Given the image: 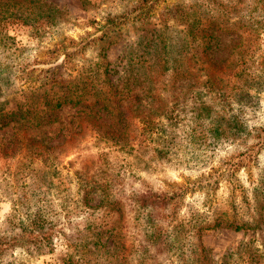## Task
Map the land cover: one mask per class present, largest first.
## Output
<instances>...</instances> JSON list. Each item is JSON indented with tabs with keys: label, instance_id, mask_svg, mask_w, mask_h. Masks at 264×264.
Returning <instances> with one entry per match:
<instances>
[{
	"label": "rangeland",
	"instance_id": "obj_1",
	"mask_svg": "<svg viewBox=\"0 0 264 264\" xmlns=\"http://www.w3.org/2000/svg\"><path fill=\"white\" fill-rule=\"evenodd\" d=\"M151 1L152 8L149 0H42L55 11L45 7L29 22L13 6L0 11V101L10 112L32 107L37 95L28 103L24 84L35 71L60 66L55 75L74 84L96 73L101 99L115 96L132 72L149 78L142 87L153 82L143 106L122 121L111 103L107 111L47 109L36 128L29 114L0 124V264H140L147 253L149 264H264V86L248 99L230 95L233 82L224 96L205 85L211 75L229 76L234 48L251 26L260 28L254 46L262 54L251 71L263 81L264 0ZM142 3L147 21L95 39L110 15H135ZM83 38L89 43L76 47ZM152 94L157 114L143 112ZM146 191L172 200L162 211L174 208L170 221L195 225L176 254L143 241L133 194ZM99 210H111L108 228L115 229L84 248L76 227ZM39 219L54 228L51 242L14 241ZM217 220L247 227L198 231Z\"/></svg>",
	"mask_w": 264,
	"mask_h": 264
},
{
	"label": "trees",
	"instance_id": "obj_2",
	"mask_svg": "<svg viewBox=\"0 0 264 264\" xmlns=\"http://www.w3.org/2000/svg\"><path fill=\"white\" fill-rule=\"evenodd\" d=\"M42 0H32L33 5L27 4L26 2H18L15 0H10L8 3L6 2L5 8H0V11H7L8 6H13L17 11H23L26 13L25 21H32L31 19L34 17H39L44 13L43 11L46 9L45 7H50L52 5L45 4L41 2ZM83 3L89 2V0H82ZM150 8L153 7V1L149 0ZM148 4L142 3L139 7V11L134 15L133 13H127L121 15H110L107 19L106 25L102 29V34L98 37H95L97 40H104V38L110 36V34L115 31L117 28L135 22H144L147 21L149 16L148 14ZM45 8V9H44ZM51 12L55 11V8L50 7ZM149 9V13H150ZM57 12V11H56ZM35 15V16H32ZM247 30V34L241 38L242 43L237 44L234 49L236 51L233 53L231 64L228 65L230 70L229 76L227 78H222V75H211L207 78L206 84L209 91L218 93L219 96H224L228 94L227 90H223L225 84H231L233 82V89H231L230 95L234 97L245 96L247 95L248 99H252L250 92L252 90L257 91V88L264 86V79L260 82L261 75H256V70L252 69V64L254 65L258 58L262 55L259 53V48L254 46L255 39L254 36L260 30L257 26H251ZM94 39V40H95ZM89 42L87 39L83 38L80 43L74 44L76 47L86 46ZM209 45V44H208ZM72 49V48H71ZM205 51L209 52L211 50V46L205 47ZM70 51L68 49H64V56L66 59L70 57ZM215 49H213L214 53ZM212 55V53H211ZM213 56V55H212ZM257 60V61H256ZM251 64V65H249ZM55 69V70H54ZM60 70V66L57 68L48 69L43 71L40 74H35V71L32 74L26 75V81L24 85H27L30 89L31 95L29 94L27 97L28 103L31 99H34L33 96H36V100L32 102V107L26 112L21 113L18 111L10 112L5 109V103L0 101V124L9 125L15 117V115H19V120L23 119V116L29 114V118L27 119V124L29 127H38L41 125L42 120L40 117L44 116V113L47 109L56 110L61 109L65 106H84V107H97L96 111H107L111 108V103L118 105V112L120 115L119 120L122 121L124 119L125 112L127 110H138L141 106H143L142 102V93L149 91L152 89V83H149L151 87L145 88V83L149 80L148 77L141 78L133 75V72L129 75L125 76L120 83L123 84V87L118 88L115 96L105 97L104 99L98 98L99 89L97 81L96 73L93 75H87L86 79H83L77 84H74L72 81H65L61 78L57 77L56 71ZM51 73L54 76H50ZM55 84V86H54ZM224 84V85H223ZM49 86V87H48ZM139 86V87H138ZM138 87V88H137ZM23 91V90H22ZM21 91V92H22ZM41 91V95L38 93ZM258 92V91H257ZM234 93V94H233ZM153 95V94H152ZM193 95V94H192ZM95 98L97 100H95ZM155 95H153L152 102L150 101L146 107H144V111H147V108H151L154 114H157L161 106H154L155 103ZM228 99V98H227ZM94 101V102H92ZM36 103H39V109L35 110L34 108L37 106ZM151 109L148 110L151 111ZM143 110V109H142ZM141 110V111H142ZM122 113H124L122 115ZM121 117H123L121 119ZM216 123H220V120H216ZM135 199L134 206L137 209V212L142 215L143 223L142 226L145 229L143 231V241L146 242V245H149L150 248H155L159 252L162 253H173L176 254L179 251V248L176 244H184L185 241L192 235V231L195 229V225L189 224L186 220H174L172 222L169 218V213L176 215L174 208L172 212H165V209L168 203H173L169 198L159 197L153 191H146L145 193L139 194L136 192L133 194ZM102 204V203H101ZM100 204V205H101ZM175 206V204H174ZM99 207V206H98ZM96 216H91L90 219L93 221L86 222L82 226L76 227V236L75 239L82 245L84 248H87L90 245H93L94 248L98 244L100 245L101 239L103 235L108 231H113L114 227L108 228V221H111L110 218L114 215L111 214V210H99L95 211ZM109 217V218H108ZM166 222H162L165 221ZM138 220V218H134ZM112 222V221H111ZM217 227H226L233 228L235 230H241L246 228L245 224H239L235 222H219L217 220L216 224L210 226L208 224H203V226L199 227L198 231L208 230L210 228ZM26 228H30L31 231H26L24 228L20 232L18 239L14 241L17 243L29 242L28 235H31L30 242H32L35 246L42 247L45 242H51L49 237L53 236L54 228L42 226V221L39 219V224L37 222H33L28 225ZM33 234V235H32ZM42 234V235H41ZM149 253L144 254L140 260V264H149L148 263Z\"/></svg>",
	"mask_w": 264,
	"mask_h": 264
}]
</instances>
